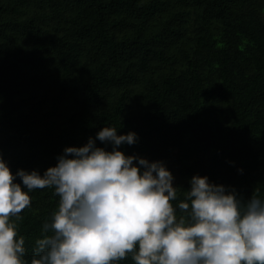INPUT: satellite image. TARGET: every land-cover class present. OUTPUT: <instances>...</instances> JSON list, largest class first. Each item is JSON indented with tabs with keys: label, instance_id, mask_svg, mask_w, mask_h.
Returning a JSON list of instances; mask_svg holds the SVG:
<instances>
[{
	"label": "trees",
	"instance_id": "16d2710c",
	"mask_svg": "<svg viewBox=\"0 0 264 264\" xmlns=\"http://www.w3.org/2000/svg\"><path fill=\"white\" fill-rule=\"evenodd\" d=\"M106 126L136 134L125 155L163 162L174 206L194 175L264 198V0H0V158L11 172L43 175L89 137L111 151L97 139ZM29 195L17 221L28 264L59 199L53 188Z\"/></svg>",
	"mask_w": 264,
	"mask_h": 264
},
{
	"label": "clouds",
	"instance_id": "9594fccd",
	"mask_svg": "<svg viewBox=\"0 0 264 264\" xmlns=\"http://www.w3.org/2000/svg\"><path fill=\"white\" fill-rule=\"evenodd\" d=\"M97 139L112 150L89 137L83 146L66 147L43 175L13 174L0 158V264H28L17 221L31 205L29 192L45 188L54 189L58 206L30 264H118L129 256L134 264H264L258 192L242 201L234 189L194 175L174 206L177 186L163 162L118 150L136 143L134 132L118 135L106 126Z\"/></svg>",
	"mask_w": 264,
	"mask_h": 264
}]
</instances>
